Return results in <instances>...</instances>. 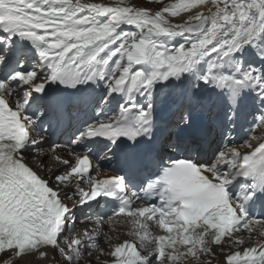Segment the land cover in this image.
Returning a JSON list of instances; mask_svg holds the SVG:
<instances>
[{"label": "snow or ice", "instance_id": "1", "mask_svg": "<svg viewBox=\"0 0 264 264\" xmlns=\"http://www.w3.org/2000/svg\"><path fill=\"white\" fill-rule=\"evenodd\" d=\"M93 259L264 264V0H0V264Z\"/></svg>", "mask_w": 264, "mask_h": 264}, {"label": "bare ground", "instance_id": "2", "mask_svg": "<svg viewBox=\"0 0 264 264\" xmlns=\"http://www.w3.org/2000/svg\"><path fill=\"white\" fill-rule=\"evenodd\" d=\"M138 1H139V0H138ZM148 2H149L152 6H155V5H154V4H155L154 2L151 3L150 0H149ZM125 27H126V26H125ZM129 30H131V29H129ZM218 255H219V256H218ZM217 257H220V254H219L218 252H217ZM36 264H43V262H39V261H37Z\"/></svg>", "mask_w": 264, "mask_h": 264}, {"label": "rangeland", "instance_id": "3", "mask_svg": "<svg viewBox=\"0 0 264 264\" xmlns=\"http://www.w3.org/2000/svg\"><path fill=\"white\" fill-rule=\"evenodd\" d=\"M148 1H149V0H145L146 3H149ZM138 2H139V1H138ZM169 2H170V0H169ZM154 3L156 4L157 2L154 1ZM155 4H154V5H155Z\"/></svg>", "mask_w": 264, "mask_h": 264}]
</instances>
